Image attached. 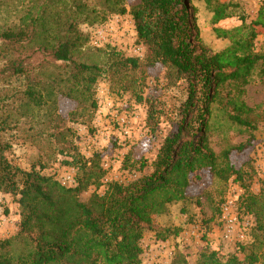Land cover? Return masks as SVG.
<instances>
[{"label":"trees","instance_id":"obj_1","mask_svg":"<svg viewBox=\"0 0 264 264\" xmlns=\"http://www.w3.org/2000/svg\"><path fill=\"white\" fill-rule=\"evenodd\" d=\"M183 1L137 0L127 9L123 0H0L5 15L0 19V194L10 195L19 211L18 231L0 239V264H141V241L145 230L154 228L153 217L186 201L202 172L224 184L233 179L242 188L239 210L253 219V238L240 246L241 257L205 247L193 264H264V190L251 193L243 166L230 162L231 153L243 152L254 140L251 110L240 97L254 78H264V48L255 46L264 34V6L248 23L240 18L238 27L215 28L216 37L229 45L211 52L190 43L186 8H178ZM204 1L213 25L231 17L229 2ZM112 16L132 19L136 41L145 48L142 57L108 45L88 46L82 28ZM92 54L101 62L88 61ZM156 65L165 69L168 84L186 83L180 116L155 156L127 154L120 168L124 180L103 182L100 154L81 155L67 124L90 127L95 88L105 81L117 98L128 95L147 104L145 122L155 125L161 112L145 90L147 69ZM224 87L234 93L226 121L249 138L216 154L208 134L212 105L220 102ZM62 99L76 107L66 119L59 113ZM18 137L39 148L37 167L23 169L11 158ZM55 163L76 171L75 188L42 175ZM205 198L212 216L219 214L211 196ZM167 232L156 235L163 240Z\"/></svg>","mask_w":264,"mask_h":264},{"label":"rangeland","instance_id":"obj_2","mask_svg":"<svg viewBox=\"0 0 264 264\" xmlns=\"http://www.w3.org/2000/svg\"><path fill=\"white\" fill-rule=\"evenodd\" d=\"M123 1L127 9L137 2V0ZM225 1L230 3L231 17L217 25L212 24V14L207 10L204 0H184L183 5L178 6V8L182 6L186 8L190 24V43L194 47L197 48L201 44L211 52L221 51L229 45V42L216 37L213 30L215 28L230 30L238 27L241 24L240 18H244L248 23L255 18L259 7L264 6V0ZM3 11V7L0 8V19L5 17ZM113 17L115 16L92 28L84 27L82 31L88 34L90 30L109 23ZM196 33L199 41H194ZM138 44L135 33H131L128 24H126L124 28L117 31L108 46L125 51V54L129 52L131 55V48ZM88 46H90L89 43ZM255 46L257 51L264 48V34L261 33L257 36ZM87 60L101 62L102 58L97 54H92L88 56ZM147 74L145 96L149 101L155 102L156 108L161 112L159 122L155 125L153 121L149 127L145 122L147 104L135 103V100L129 99L128 95L117 98L112 92L114 89H111L105 81H100L96 87L100 84H106L114 99L122 104V111L129 120V135L118 136L116 132L109 130V126L105 124L104 120L97 123L95 114L90 127L67 124L75 132L74 144L81 155L85 158H91L93 154H100V167L105 172L103 182L124 180L127 174L120 168L125 155L129 154L134 158L155 156L164 139L171 134L173 120L180 116V106L186 97V83L179 81L172 85L168 84L165 69L160 65L148 68ZM233 96V91L229 87H224L220 90V102L212 105L213 118L210 121L208 140L210 148L216 154L231 146L243 143L249 138L247 132H240L226 121V113L231 112L227 102ZM240 100L251 110L249 118L255 127V131L252 133L254 140L243 152L231 153L230 162L237 169L243 166L247 176L246 182L249 183V191L258 194L261 188L264 190V78L262 80L254 78L245 86ZM75 108V104L66 99H62L59 103V113L65 119ZM151 127L154 129L152 130ZM38 153L39 148L37 146L24 141L22 137H18V141L12 149L11 158L21 168L28 170L31 166H38ZM104 164H107V168L103 167ZM49 166L42 172V175L51 176L50 170L56 167L71 168L61 166L58 163ZM55 176L53 177L56 181ZM206 194L211 196L215 208L219 210V214L217 212L214 217L207 204ZM242 194V188L233 179L224 184L217 182L207 172H202L200 180L195 181L188 189L186 201L172 203L165 207L163 213L153 217L154 228L145 230L141 241V264H193L201 249L205 247H208L209 250L218 251L224 256L236 254L241 257L239 248L252 242V228L254 227L253 219L243 215L239 210ZM89 195V192L84 194L82 200L87 199ZM229 198L234 202L232 212L237 216L235 233L237 238L232 242L225 243L221 240L224 227L221 208ZM18 225L17 204L10 195L0 194V239L13 236L18 231ZM164 230L168 231L165 234L166 239L161 240L156 234ZM256 264H260V262Z\"/></svg>","mask_w":264,"mask_h":264},{"label":"built area","instance_id":"obj_3","mask_svg":"<svg viewBox=\"0 0 264 264\" xmlns=\"http://www.w3.org/2000/svg\"><path fill=\"white\" fill-rule=\"evenodd\" d=\"M126 24H128L130 32L134 34L133 21L128 16H115L109 23L99 28L88 30L89 45L95 49L103 48L110 43V40L115 36L117 31L124 28ZM131 53L133 57H142L145 53V48L139 43L131 48ZM95 101V121L101 123L104 120L105 124L109 126V130H113L118 136L129 135V120L126 114L123 113L124 111H122L123 106L114 99L106 84H100L96 87ZM103 167L107 168V164H104ZM50 173L51 176L56 175L55 178L58 185L63 188H75L77 186L76 171L73 168L56 167L50 170ZM233 206L234 202L229 198L221 208L224 226L221 240L225 243L232 242V240L237 238V235H235L237 216L232 212Z\"/></svg>","mask_w":264,"mask_h":264}]
</instances>
